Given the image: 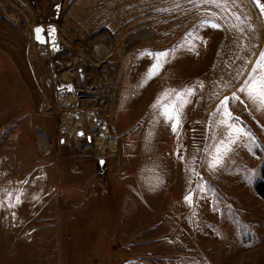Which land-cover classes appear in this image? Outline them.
Returning <instances> with one entry per match:
<instances>
[{
	"label": "rangeland",
	"instance_id": "obj_1",
	"mask_svg": "<svg viewBox=\"0 0 264 264\" xmlns=\"http://www.w3.org/2000/svg\"><path fill=\"white\" fill-rule=\"evenodd\" d=\"M262 51L256 0H0V264H264V113L238 91ZM145 52L169 53L150 80ZM189 88L173 132L153 105ZM233 93L250 135L213 169Z\"/></svg>",
	"mask_w": 264,
	"mask_h": 264
},
{
	"label": "snow or ice",
	"instance_id": "obj_2",
	"mask_svg": "<svg viewBox=\"0 0 264 264\" xmlns=\"http://www.w3.org/2000/svg\"><path fill=\"white\" fill-rule=\"evenodd\" d=\"M193 4H211L218 8H227L230 0H190ZM231 3H235V0H231ZM258 6L264 9V4H260V0H256ZM215 15V13H213ZM239 19V17H237ZM213 28H219V24L212 23L209 25ZM236 27V25H233ZM249 29H251V25H249ZM243 29H241L242 31ZM44 31L42 28H36V39L43 43L44 39L41 33ZM54 29H49V33H53ZM145 56L147 57H155V62L148 69L146 73L147 79H152L154 76L159 74V69H161L164 63H167L169 53L168 52H145ZM243 73H239L238 75H242ZM200 86L203 84L200 82ZM70 90V88H69ZM240 93H243L247 100L251 103V105L255 108L256 111L264 113V51H262L259 55V58L256 60L255 64L252 67L251 72L248 74V78L244 81V84L238 89ZM175 92V99L171 100L169 103H163V100H167L172 93ZM194 95L193 89L189 88L184 90L183 92H176V90H166L161 97H158L157 102L153 105V108L158 109L159 114L164 116L167 120L173 121L171 127L173 132H176L178 126L180 125V118L178 113L182 110V107L188 103L190 100L186 99V96ZM231 100L233 103L239 101L241 104H244V100L241 99L236 93H233L231 97L225 96L218 106V111L222 110L223 119L219 121V124L227 129V137L226 140H220L216 145V155L213 161L210 163V167L215 169L223 162V157L228 154L232 150V146H234L239 137L250 135L243 127L238 126L236 123H230L229 121H236L239 118L234 117L233 113L229 110L228 102ZM177 102H179L180 107H177ZM248 105L245 104V107ZM81 135H83L81 133ZM194 171V169H193ZM185 202H192V193H189L185 196Z\"/></svg>",
	"mask_w": 264,
	"mask_h": 264
},
{
	"label": "water",
	"instance_id": "obj_3",
	"mask_svg": "<svg viewBox=\"0 0 264 264\" xmlns=\"http://www.w3.org/2000/svg\"><path fill=\"white\" fill-rule=\"evenodd\" d=\"M55 19L56 20L58 19V15H55ZM49 29H54L55 31L50 34ZM46 33H47L48 41L51 44L52 55L55 56L59 61H61L64 48L62 46L59 33L56 27L53 24H51L49 20L46 25Z\"/></svg>",
	"mask_w": 264,
	"mask_h": 264
},
{
	"label": "trees",
	"instance_id": "obj_4",
	"mask_svg": "<svg viewBox=\"0 0 264 264\" xmlns=\"http://www.w3.org/2000/svg\"><path fill=\"white\" fill-rule=\"evenodd\" d=\"M256 192L264 199V181L260 180L255 185Z\"/></svg>",
	"mask_w": 264,
	"mask_h": 264
},
{
	"label": "bare ground",
	"instance_id": "obj_5",
	"mask_svg": "<svg viewBox=\"0 0 264 264\" xmlns=\"http://www.w3.org/2000/svg\"><path fill=\"white\" fill-rule=\"evenodd\" d=\"M65 86H66V83H65V81H63V86H61L60 89L64 88ZM66 87H67V86H66Z\"/></svg>",
	"mask_w": 264,
	"mask_h": 264
},
{
	"label": "crops",
	"instance_id": "obj_6",
	"mask_svg": "<svg viewBox=\"0 0 264 264\" xmlns=\"http://www.w3.org/2000/svg\"><path fill=\"white\" fill-rule=\"evenodd\" d=\"M250 1V0H249ZM250 3V5L252 4L251 2H249ZM251 7H253L252 5H251ZM250 11H251V9H249ZM248 19H249V17H248ZM250 20V19H249Z\"/></svg>",
	"mask_w": 264,
	"mask_h": 264
}]
</instances>
